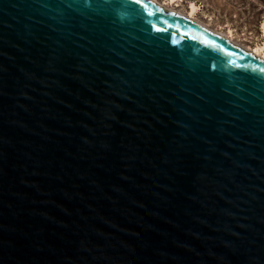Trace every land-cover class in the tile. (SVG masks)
<instances>
[{"label": "water", "instance_id": "obj_1", "mask_svg": "<svg viewBox=\"0 0 264 264\" xmlns=\"http://www.w3.org/2000/svg\"><path fill=\"white\" fill-rule=\"evenodd\" d=\"M0 264H264V61L147 0H0Z\"/></svg>", "mask_w": 264, "mask_h": 264}, {"label": "rangeland", "instance_id": "obj_2", "mask_svg": "<svg viewBox=\"0 0 264 264\" xmlns=\"http://www.w3.org/2000/svg\"><path fill=\"white\" fill-rule=\"evenodd\" d=\"M173 1L172 4H169ZM165 8L188 15L190 4L195 5L193 20L204 29L228 38L245 49L261 45L264 24V0H157Z\"/></svg>", "mask_w": 264, "mask_h": 264}, {"label": "bare ground", "instance_id": "obj_3", "mask_svg": "<svg viewBox=\"0 0 264 264\" xmlns=\"http://www.w3.org/2000/svg\"><path fill=\"white\" fill-rule=\"evenodd\" d=\"M147 1L151 2L152 4L157 5L158 7L162 8L163 10H165L167 12H172L174 14H177V15H179V16L187 19V20H189L190 22H193L194 24H197V25L200 26V24L197 21H195V20L192 19L193 16L195 15V13H196V7L193 4H190V6H189L188 15H182V14H180V12L178 13V11L175 12V11H173L171 9L165 8L164 6L158 4L157 0H147ZM172 3H173V1H170L169 4H172ZM261 32H262V36H263V42H262V44L254 47L253 49H245V48H243V50L246 51V52L251 53L253 56L258 57L259 59H261L262 61H264V24H262V26H261ZM219 36L222 37L221 35H219ZM222 38H224V37H222ZM224 39H226L227 41H230L228 38H224Z\"/></svg>", "mask_w": 264, "mask_h": 264}]
</instances>
